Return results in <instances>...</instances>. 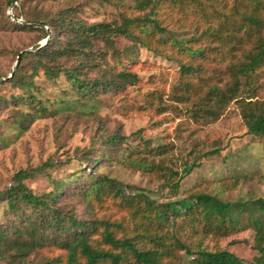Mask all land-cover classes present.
Returning a JSON list of instances; mask_svg holds the SVG:
<instances>
[{"label": "trees", "instance_id": "trees-1", "mask_svg": "<svg viewBox=\"0 0 264 264\" xmlns=\"http://www.w3.org/2000/svg\"><path fill=\"white\" fill-rule=\"evenodd\" d=\"M16 1L0 0L2 27L8 23L36 30L40 40L49 37L45 27L54 34L36 51L17 54L20 62L11 79L0 76V87L10 88L8 96H0V107L9 103L4 109L16 110V129L49 116L59 105L72 109L82 101L136 86L140 75L131 67L109 64L108 42L123 37L175 68V94L194 100L193 113L205 125L219 121L235 104L247 134L264 145V0H135L134 6L124 8L115 0H69L67 9L49 18L27 8L34 0H24L12 6L13 16L22 23L7 14ZM107 3L120 9L112 22L89 24L82 18L85 8ZM146 97L155 102L160 93ZM128 149L118 134L100 136L70 162L73 169L65 180H54L42 194L26 181L60 167L47 163L18 172L13 185L0 192V264H181L182 252L195 264H245L228 247L191 250L178 235L182 223L201 239L251 233L250 239L232 240L231 246L247 245L264 254V198L228 201L209 193L213 180H203L181 201L189 206L174 211L172 202L96 173L119 164L156 174L162 167L155 160L170 154L168 145L145 152ZM257 166L243 177L227 170L218 186L231 194L245 182L264 184V160ZM181 181L169 182L164 189L176 195ZM79 206L86 216L79 215Z\"/></svg>", "mask_w": 264, "mask_h": 264}, {"label": "rangeland", "instance_id": "rangeland-1", "mask_svg": "<svg viewBox=\"0 0 264 264\" xmlns=\"http://www.w3.org/2000/svg\"><path fill=\"white\" fill-rule=\"evenodd\" d=\"M22 1L24 0L12 3L7 14L12 16V6ZM68 2L70 1L34 0L27 4V8L40 17L49 18L67 9ZM79 2L87 3L86 0ZM114 2L123 4V8L136 3L135 0ZM119 11L113 4H95V7L85 8L81 16L89 24L109 23ZM31 26L40 28L33 23ZM45 30L49 36L54 35L48 27ZM40 36V32L36 30L17 29L8 23L6 27L0 25V76H11L18 59L17 54L25 50L36 51L34 48L37 45H43L46 39L40 40ZM108 43L109 64H116L123 69L131 67L133 72L140 75L141 81L126 92L109 93L93 100L82 101L72 109L59 105L49 116L24 123L25 129H16L13 122L20 121L16 110L13 107L4 109L9 103H2L0 192L13 185L14 176L21 170L55 163L60 169H49L50 179L48 174H38L34 179L26 181L27 186L35 193L47 192L53 187L54 180H65L67 173L73 169L70 162L90 149L100 136L118 134L125 138L128 150L145 152L168 145L170 154L155 160L162 167L156 174L132 171L119 164L101 167L96 173L114 178L125 186L143 190L158 200L172 202L174 211L180 212L189 206V202L181 204V201L186 198L189 190L203 180H206L203 184L213 180V185L208 186L209 193L228 201L264 198V184L253 181L242 183L231 194L223 192L218 186L222 183L220 178L224 177L227 170L237 177H243L246 173L258 170L257 165L264 160V145L247 134L238 106L231 104L219 121L207 126L204 119L194 115V100L183 99L175 94L177 89H174V85L178 75L174 67L123 37L111 38ZM152 80L155 85L151 83ZM37 83L42 85L41 80ZM9 91L10 88L0 87V96H8ZM154 92L160 93V99L155 102L146 97ZM140 130L141 134L136 135ZM215 151L216 154L212 156ZM223 160L227 162L223 163ZM199 162H202L201 167H194ZM178 180H182V183L176 195L164 189L169 182L172 184ZM72 203H76V200ZM79 215L86 216L81 206ZM2 216L0 209V219ZM120 218L121 214L117 213V219ZM178 235L193 251L198 246L209 251L228 247L237 252L245 264H264V254L250 246H231L232 240L250 239L251 233L221 240L201 239L189 225L182 223ZM179 256L181 264H195L193 257L189 258L186 253L182 252ZM31 259L37 261L41 258Z\"/></svg>", "mask_w": 264, "mask_h": 264}, {"label": "water", "instance_id": "water-1", "mask_svg": "<svg viewBox=\"0 0 264 264\" xmlns=\"http://www.w3.org/2000/svg\"><path fill=\"white\" fill-rule=\"evenodd\" d=\"M19 1H21V0H17L16 2H19ZM12 19H13L14 22H16V23H19L20 21H22L21 19H16L13 15H12ZM22 22H23V21H22ZM30 25H31V24H30ZM49 39H50V36L46 39V41L44 42V44L42 45V47L45 46V45L48 43ZM19 62H20V56H19L18 59H17V62H16V65H15V68H14V70H13V73L11 74L10 77H8V79H11V78H12L13 74L15 73V71H16L18 65H19Z\"/></svg>", "mask_w": 264, "mask_h": 264}, {"label": "built area", "instance_id": "built-area-1", "mask_svg": "<svg viewBox=\"0 0 264 264\" xmlns=\"http://www.w3.org/2000/svg\"><path fill=\"white\" fill-rule=\"evenodd\" d=\"M19 23H22V21H20Z\"/></svg>", "mask_w": 264, "mask_h": 264}]
</instances>
